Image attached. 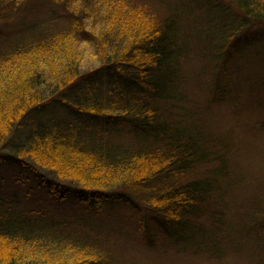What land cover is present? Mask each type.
<instances>
[{
	"label": "trees",
	"instance_id": "obj_1",
	"mask_svg": "<svg viewBox=\"0 0 264 264\" xmlns=\"http://www.w3.org/2000/svg\"><path fill=\"white\" fill-rule=\"evenodd\" d=\"M163 1H157L161 18L154 17L159 36L137 34L128 46L110 40L109 32L100 45L92 36L97 0H43L67 20L63 28L45 19L0 41V127L16 119L0 139V161L26 171L15 183L35 180L57 204H25L21 198L29 193H0V264H183L168 263L167 254L209 261L264 252L255 247L264 245V169L254 183L244 182V174L252 175L229 157L230 137L207 120L183 125L181 119L199 87L216 95L234 91V51L264 65V34L242 44L237 35L264 22V0ZM38 2L0 0V21L25 20ZM143 5L142 12L149 7ZM69 37L96 47L98 66L69 70L64 54L71 49L52 60L51 48L65 49L55 44ZM193 49L205 62L186 71L182 59ZM235 74L264 109V77L239 68ZM240 95L238 89L234 106ZM249 127L264 132V125ZM120 216L133 220L158 258L143 262L118 253L128 234L107 222ZM159 231L176 239L168 252L166 245L155 248Z\"/></svg>",
	"mask_w": 264,
	"mask_h": 264
},
{
	"label": "rangeland",
	"instance_id": "obj_2",
	"mask_svg": "<svg viewBox=\"0 0 264 264\" xmlns=\"http://www.w3.org/2000/svg\"><path fill=\"white\" fill-rule=\"evenodd\" d=\"M43 0H39V10H36V5L29 7L30 12L25 13L20 17H16L15 20L10 21H0V41L5 40L9 36H15L18 33V30L22 28L25 24H33L35 22H44L46 19L50 21L53 27L63 28V24L67 23V20L63 17H60L59 14L55 13L50 4L45 2H41ZM51 1V0H49ZM130 1V2H126ZM132 1V2H131ZM163 2V0H124V2H120L118 0H97V6L93 7L96 13H94V20L97 21L94 27L91 26L96 41L100 45L101 35L104 33H110L112 35V41H116V44L128 46L129 42L138 34L142 35L145 33L151 34V36L157 37L160 34V30L155 26L156 19L154 17L161 18V12L158 10L159 2ZM166 3V1H165ZM143 4H147L153 12L156 14L151 15L149 12V7H146V10L142 12L141 6ZM231 6V5H230ZM132 7V8H130ZM229 7V5H227ZM145 8V6H144ZM148 8V9H147ZM138 11L135 12L134 10ZM36 12V13H35ZM78 13H82L79 11ZM226 14L228 16V11L226 9ZM223 13L224 16H226ZM78 18V17H77ZM116 21L115 26L112 29H108V26L113 25V20ZM23 20L25 21L23 24ZM164 20V19H161ZM66 21V22H65ZM78 22H80L78 18ZM86 23H90V20H85ZM84 22V23H85ZM49 24V23H46ZM28 25H26L27 27ZM44 26V25H42ZM85 26V25H84ZM29 28V26L27 27ZM27 30V29H26ZM101 30V32H99ZM135 32V35L132 33ZM264 34V22H254L250 27H244L237 33V35H241V43L244 40V43L250 40H263L260 39V35ZM236 38V36H235ZM1 43V42H0ZM260 44V43H259ZM55 45H61L65 49L62 48H51L55 51L56 55L50 56L48 53H43V55H49L52 57V60L60 55H63V52L72 50L70 54L66 56L70 67L69 70L74 69L78 66V63H81V67L83 70L92 69L95 66H98V62L95 61L96 56H98V50L96 47H90L87 42L80 39L78 40L75 37H69L65 40H59ZM54 45V46H55ZM48 49V48H44ZM43 51V48L40 49ZM188 58H183L182 61L186 60L183 64L186 71L196 68L198 69L202 63H204L205 59L194 49L190 51ZM247 58L243 60L242 54L237 51L232 53V58L230 59V65L233 67L231 69L233 73V84L237 87L230 94L227 92L218 93L216 95L212 90L205 89L204 87H199L198 93L194 95L190 94V99L188 100V104L185 105L188 109V113H186L185 118L182 116V124L190 123V121L207 120L210 126H213L212 129L215 133L223 132L233 141V155H229L235 161V163L241 164L242 167L246 166V170L250 172L251 177L247 174H244L243 178L244 182L254 183L257 179V176L264 169V132L261 134H255V132L250 130L249 124H256L258 128H262L261 125H264V109L260 104L259 100L255 99L254 91L252 93L249 92V85L247 83H239L236 79H241L240 75H236L235 72L237 68L241 69L242 72H247L249 74H254L255 77L259 78L258 75L264 77V65L262 63H258L252 59V56L249 54L246 56ZM51 59V58H48ZM70 60V61H69ZM239 66V67H238ZM68 72V71H65ZM189 76H193L192 72L187 73ZM207 81H211L212 77L207 75L205 77ZM236 78V79H235ZM239 83V84H238ZM245 85V86H244ZM238 89L241 90V95L239 99V106L242 105L240 109L239 106L235 105L231 101L232 99L238 97ZM212 94L213 97H212ZM231 96V97H230ZM223 98V99H221ZM213 99L218 101H214ZM220 99V100H219ZM263 100V98L261 99ZM27 105V104H26ZM26 105H21L16 110L18 115L21 113L22 109L26 107ZM237 108V109H236ZM21 109V110H20ZM20 110V111H19ZM55 113H58L57 111ZM191 113V115L189 114ZM59 114V113H58ZM192 116H194L192 118ZM18 117V116H17ZM15 117V118H17ZM180 118V117H179ZM16 120V119H15ZM13 120L9 127L7 124L0 127V139L6 135L11 127V125L15 122ZM6 150H10L8 145L5 147ZM6 153V152H5ZM0 154L4 155V148L1 149ZM237 166L232 164V168H236ZM16 174H22V177L26 175V171L24 169H20L19 167L11 166L10 164L4 163L0 161V193L4 194H17L20 198L24 197L25 193H29L28 199L21 198L25 204L32 201L44 200L49 204L57 205L54 199L47 194L46 187L43 185L38 186L35 180L29 181L27 183H15L14 176ZM28 186H31L28 188ZM93 186H103L100 183H94ZM30 191V192H27ZM230 194H228L229 196ZM226 196V194H224ZM227 198V196H226ZM34 203V202H33ZM108 224L114 225L116 227L121 228V230L126 231L128 236L121 241L122 248L120 247L118 253L126 259L136 260L148 262L153 260L152 258H158V254L156 251L152 250V246H147V244L140 239L139 233L136 231L133 220H125L120 216L119 221H115L112 219L107 222ZM263 233V231H261ZM155 245L156 249L161 251H165L164 245H166V252H168L176 243L175 238L166 237L164 238L161 232L159 231L155 236ZM174 244V245H173ZM256 249H264V245L261 244L259 246H255ZM177 251H171L167 254V261L170 263L171 261H176L179 259H183V264H261L260 262H264V252L255 251L253 253L248 252L245 253L247 259L239 260L235 256H229L224 259H211V260H203V257H198L197 255L190 254H176ZM260 257H258L257 255ZM166 257V256H165ZM156 260V259H154Z\"/></svg>",
	"mask_w": 264,
	"mask_h": 264
}]
</instances>
